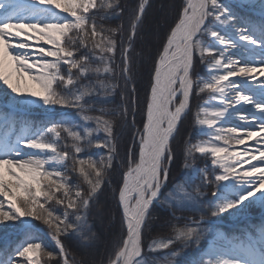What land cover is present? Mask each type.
<instances>
[{
    "label": "snow or ice",
    "instance_id": "1",
    "mask_svg": "<svg viewBox=\"0 0 264 264\" xmlns=\"http://www.w3.org/2000/svg\"><path fill=\"white\" fill-rule=\"evenodd\" d=\"M148 6L149 0L130 8L121 0H0V94L15 106L12 112L0 110V231L22 236L7 258L0 256V264H96L73 246L87 250L99 239L88 214L111 183L119 156L115 121L109 117L123 123L128 117L126 104L106 105L117 96L127 99L133 80L130 52ZM245 8L251 13L237 10ZM98 15L101 21L127 15V38L122 24L98 26ZM194 57L210 78L196 71ZM152 59L141 126L120 161V236L107 264H149L146 252L177 243L164 264H183L186 249H200L205 240L195 264H264V217L225 234L203 214L199 220L176 215L206 207L211 217L246 218L253 206L264 210V0H182ZM130 91L135 115L134 83ZM205 92L216 104L199 106L195 126L207 139L182 142L186 180L169 189L178 159L172 142L191 97ZM37 104L45 111L72 109L74 115L37 124L20 112L21 106ZM246 105L254 112L239 117L244 125L227 127ZM230 142L244 147L230 151ZM198 157L203 167L195 164ZM195 178L200 183L189 191ZM210 185L215 190L204 204L202 189ZM158 204L171 217L166 223L174 235L152 240L145 252L143 235ZM180 220L182 226L172 223Z\"/></svg>",
    "mask_w": 264,
    "mask_h": 264
},
{
    "label": "trees",
    "instance_id": "2",
    "mask_svg": "<svg viewBox=\"0 0 264 264\" xmlns=\"http://www.w3.org/2000/svg\"><path fill=\"white\" fill-rule=\"evenodd\" d=\"M121 3L126 7H133L138 3V0H121ZM182 3V0H149V6L146 8L145 15L143 17V25L138 29V35L136 37L132 51L130 52V57L133 63V80L129 84L128 90H125V96L127 99L121 101L120 98L114 97L112 102L106 105L108 108H116L118 105L123 106L127 105L128 107V117L127 122L123 123L120 117H109L115 121V132L117 136V144L119 148V156L115 161L116 167L112 170L109 177L111 183H109L104 192L99 196L98 202L92 206L88 214V223L93 226V231H95L99 237L95 245L92 248L87 250L75 249L73 250L81 253L86 251L90 259L94 260L96 264H107V255L111 249L112 243L114 240H117L120 236L121 228V212L117 206L116 199V189L121 183V167L120 161L124 160L126 149L134 143L133 134L136 129L141 126V114L140 110L144 107V101L149 88L150 74L153 69V59L152 57L156 54L159 45L164 38L165 33L168 31L169 25L174 22L177 10L179 5ZM163 14H166L162 16ZM160 19V21H159ZM103 24L107 27H116L117 25H123L124 28V37L127 38L129 30V22L127 15L122 19L111 18L108 20L101 21L99 15L97 16V25ZM158 24V25H157ZM154 25H157L158 28L157 36L153 33ZM120 53L117 52V61L120 63L119 59ZM119 68L117 71L119 72ZM124 81L121 79L120 84L123 87ZM135 84V107L137 109L136 114L133 115V104L131 103L133 94L131 93L132 84ZM199 95H195L192 104V110H195L197 102L200 101ZM99 107V105H97ZM59 110L63 111L61 116L65 113H71L74 115V110L68 108H61ZM93 115L97 113H91ZM135 120V124H133ZM123 123V126H121ZM194 120H190L189 123L184 124L181 127L179 134L176 136L175 140L172 142V147L176 151L178 159L173 164L169 178H168V188L171 189L173 185H177L180 182L186 180V177L183 175L184 169L182 168V160L179 158V153L183 147V141L192 139L194 140ZM193 131V132H192ZM103 136V133H101ZM70 144V141H69ZM69 151L71 149L69 148ZM89 151L94 153H101L104 150L92 148ZM202 159V158H197ZM196 159V160H197ZM70 163V161H69ZM167 192V189L165 190ZM201 214L204 215L205 220H215L220 217H211L208 213L206 207H202V211H191L186 210L182 212H177L178 217H188L199 220ZM171 220L169 214L164 210L160 205H157L153 210V221L149 228L145 231L143 235V243L145 252L147 250V245L151 243L152 240H166L171 238L174 233L172 228L166 221ZM172 223H178L183 225L184 220L172 221ZM249 224V223H248ZM247 224V225H248ZM215 226V225H214ZM246 226V225H244ZM243 226V227H244ZM201 227L207 228L208 224H203ZM238 231H236L237 233ZM46 241V237L42 238ZM70 243V242H66ZM49 247V246H48ZM180 247V244H174L170 249L158 252L147 253L146 259L149 264H164L165 255L168 252H171ZM49 249H52L49 247ZM195 246H190L186 249L185 253L182 255L181 260L183 264H195Z\"/></svg>",
    "mask_w": 264,
    "mask_h": 264
},
{
    "label": "rangeland",
    "instance_id": "3",
    "mask_svg": "<svg viewBox=\"0 0 264 264\" xmlns=\"http://www.w3.org/2000/svg\"><path fill=\"white\" fill-rule=\"evenodd\" d=\"M227 2L234 3L235 0H227ZM237 10L240 11L241 14L251 13V9H247V8L243 10H240V9H237ZM164 15L166 14H163L162 16ZM157 25H154V28H153V33L155 36H157V33H158V30H157L158 28H156ZM40 46H46V45H43L41 42ZM205 59L211 60L212 57H206ZM194 60L196 62V71L204 75L206 78H210L208 76V73L204 71V65L199 63L198 57H194ZM194 97H195V94L191 97V100H190V111L186 114L185 118L182 120V123L179 125V131H180L181 127L183 126V123L186 124V123H189L191 119L194 120L193 131L195 132V134H194V140L192 142H196L198 140H205L207 138L204 135H201L197 127L195 126V114L198 111L199 106H202L206 103L209 105L216 104V101L211 100V94L208 92H205V93L199 94L198 97H200V101L197 102V106L195 107V110H192L191 103L193 102ZM14 109H15V106L10 104L9 100L6 97H4L2 94H0V110L6 111V112H12L14 111ZM20 112L30 121H34L35 123L39 124L45 120L60 117L63 111L59 110L58 106L56 108L45 111V109L41 105L37 104V105L21 106ZM253 112H254V109H252L250 105H246L244 109H241L240 111L236 113V115L229 122L227 127H231L236 124L244 125L245 122L240 120L239 117L247 116L250 118V115ZM217 143L220 146H224L222 141H218ZM230 143H231V147H230L231 151H239V150H242L244 147L242 145H236L234 142H230ZM247 143L249 145H252L254 141H248ZM257 147L259 146L257 145ZM253 163H255V161H253ZM195 164L198 167H203L205 164V161L204 159H201V160L197 159L195 160ZM243 168L244 169L248 168V165H244ZM237 171H239L242 175L241 169L238 168ZM199 183H200L199 178L193 179L190 185L188 186V190L191 191L192 188H194ZM214 190H215L214 186H211V185L202 189L204 193V196L202 197L204 204H206L208 200L212 199L211 194ZM262 217H264V210L260 209L258 206H253L250 209V213L246 218H237L235 216H230L227 213L224 214L223 218H216L215 221L218 223H215V228L219 229L221 232L225 234L236 233V231H239L241 228H243L244 225L254 222ZM21 239H22L21 234L16 231H13V230H9L7 232L0 231V256H2L3 258H7V254L11 252V250L19 243ZM43 242L47 244L49 247H51L52 249L54 248V244L50 240H48L47 237H46V241L43 240ZM206 247H207L206 240L201 242L200 249H197L195 247V251L197 254V255H194L195 261L199 259L200 250L206 249ZM42 264H43V260H42Z\"/></svg>",
    "mask_w": 264,
    "mask_h": 264
},
{
    "label": "bare ground",
    "instance_id": "4",
    "mask_svg": "<svg viewBox=\"0 0 264 264\" xmlns=\"http://www.w3.org/2000/svg\"><path fill=\"white\" fill-rule=\"evenodd\" d=\"M257 115H258V113H257ZM207 139V138H206ZM230 151H231V149H230Z\"/></svg>",
    "mask_w": 264,
    "mask_h": 264
}]
</instances>
